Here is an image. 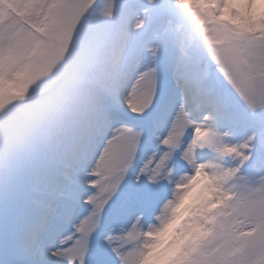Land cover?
<instances>
[{"label":"snow or ice","instance_id":"1","mask_svg":"<svg viewBox=\"0 0 264 264\" xmlns=\"http://www.w3.org/2000/svg\"><path fill=\"white\" fill-rule=\"evenodd\" d=\"M240 7L92 4L46 71L0 72V264H264V37Z\"/></svg>","mask_w":264,"mask_h":264},{"label":"rangeland","instance_id":"2","mask_svg":"<svg viewBox=\"0 0 264 264\" xmlns=\"http://www.w3.org/2000/svg\"><path fill=\"white\" fill-rule=\"evenodd\" d=\"M253 2H254V0H253ZM30 5L32 6V8L35 11L38 12L41 22L45 23L48 15H47L46 11L43 10V7L41 5V0H30ZM75 5L76 4H73L74 7H75ZM246 7H247V0H241V7L237 9V11L240 12V16H238L236 18V21L239 23V25L241 27H243L249 31L259 32L261 37H264V23H261L259 20L250 19L247 15H245L244 13L246 11ZM60 35H62V34H60ZM60 42L61 43L63 42L62 38L60 39ZM121 42H124L123 36L116 39L117 44H120ZM6 46H8V48L10 50H15L13 47V43L11 41L7 42ZM46 47H50V46L48 44H46ZM42 52L46 57H48L50 59V57L48 55L49 50L47 48L46 49L44 48L42 50ZM20 64H21L22 68H24L25 64L32 65L31 58L28 55L23 56L21 61H20Z\"/></svg>","mask_w":264,"mask_h":264}]
</instances>
